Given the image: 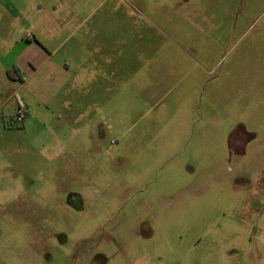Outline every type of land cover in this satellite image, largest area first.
Masks as SVG:
<instances>
[{
    "label": "rangeland",
    "instance_id": "rangeland-1",
    "mask_svg": "<svg viewBox=\"0 0 264 264\" xmlns=\"http://www.w3.org/2000/svg\"><path fill=\"white\" fill-rule=\"evenodd\" d=\"M61 20L113 46L115 92L59 90L65 50L20 92L0 264H264V0H0L4 38L54 50Z\"/></svg>",
    "mask_w": 264,
    "mask_h": 264
},
{
    "label": "crops",
    "instance_id": "crops-1",
    "mask_svg": "<svg viewBox=\"0 0 264 264\" xmlns=\"http://www.w3.org/2000/svg\"><path fill=\"white\" fill-rule=\"evenodd\" d=\"M69 22L67 20L60 21V27L63 25L61 31H67V35L54 50L47 48L46 44L41 46L34 43L33 39L28 36L15 40L9 35L4 38L0 30V140L3 133L12 131L9 127L13 126V122L23 108L29 110L22 122L23 127L29 128L34 123V115H30V100L26 96L20 97V92L28 87L30 80L42 68L56 66L57 69L58 64H52V59L63 50L65 51L61 68L64 66V69H61L59 74V90L77 98L90 93L93 96L109 97L111 93L115 92V86L111 83L117 76L114 68L116 62L113 57V46L110 44H85L84 40L69 46L75 32L73 30L68 33L72 28ZM7 33H11V31L8 30ZM90 50L91 56L88 55ZM33 65L35 68L30 69ZM15 66L24 74L25 79L21 83L10 79L7 75V70ZM86 72H91L87 73L91 74L90 89L87 86L89 78L86 77L87 74L84 75ZM49 76L50 74L47 75V77ZM99 103L98 101L93 107L108 109L113 105V101L109 99H104V104L99 105Z\"/></svg>",
    "mask_w": 264,
    "mask_h": 264
},
{
    "label": "trees",
    "instance_id": "trees-1",
    "mask_svg": "<svg viewBox=\"0 0 264 264\" xmlns=\"http://www.w3.org/2000/svg\"><path fill=\"white\" fill-rule=\"evenodd\" d=\"M7 75L10 79L23 82L22 71L16 66L8 69Z\"/></svg>",
    "mask_w": 264,
    "mask_h": 264
},
{
    "label": "built area",
    "instance_id": "built-area-1",
    "mask_svg": "<svg viewBox=\"0 0 264 264\" xmlns=\"http://www.w3.org/2000/svg\"><path fill=\"white\" fill-rule=\"evenodd\" d=\"M29 113V110L26 108H23L20 112V114L16 117L15 122L17 123H22L24 121V117L25 115H27Z\"/></svg>",
    "mask_w": 264,
    "mask_h": 264
}]
</instances>
